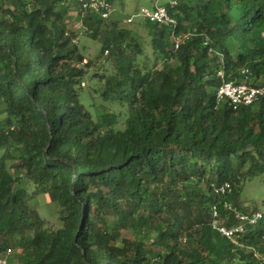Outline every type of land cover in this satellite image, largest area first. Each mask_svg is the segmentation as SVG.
Returning <instances> with one entry per match:
<instances>
[{
	"label": "trees",
	"instance_id": "16d2710c",
	"mask_svg": "<svg viewBox=\"0 0 264 264\" xmlns=\"http://www.w3.org/2000/svg\"><path fill=\"white\" fill-rule=\"evenodd\" d=\"M176 1V25L128 28L80 0H0V255L19 251L18 264H264V220L235 240L213 228L214 205L221 225L238 223L224 200L261 208L239 196L264 174V101L234 109L216 96L226 79L264 84V0ZM74 8L85 34L102 39L95 59L78 44ZM102 58L112 70H91ZM87 80L101 84L103 101L128 107L123 128L116 113L95 117L82 101ZM225 182L231 194L217 191ZM39 195L58 204L61 227L31 203ZM131 230L140 236L124 238Z\"/></svg>",
	"mask_w": 264,
	"mask_h": 264
},
{
	"label": "rangeland",
	"instance_id": "374dc122",
	"mask_svg": "<svg viewBox=\"0 0 264 264\" xmlns=\"http://www.w3.org/2000/svg\"><path fill=\"white\" fill-rule=\"evenodd\" d=\"M156 0H115L114 8L115 11L113 13L114 18H118L122 20V25L128 28H136L139 25L141 20L140 17L135 18L134 22L127 23L124 19H127L132 14H136L139 12L141 7H153V4ZM168 0H160V2H167ZM69 21L71 26L75 28L78 32V44L82 48L86 58L89 60L95 59L99 54L102 39L101 38H92L89 35H86L84 32V27L81 22V15L79 13V8H74L69 13ZM102 64V72L103 71H111L112 66L111 63L106 61L105 58H102L96 67H93L91 70L97 69L99 65ZM101 84L97 82V80H87L85 82V88L82 92V101L86 104V106L91 109V112L96 117L98 114H103L106 110L110 112H114L118 117V128L124 127V121L127 117L128 107L126 105H120L113 102H105L96 94V88H99ZM96 95L95 100L92 95ZM96 102V105H93V102ZM5 105L2 103L0 98V122L5 118ZM30 191L34 192V186H30ZM241 204L247 206L248 209L254 208L255 206H263L264 205V174L257 175L254 177H249L246 179L243 190L239 196ZM46 196L39 195L35 199L31 201L34 206L38 207V210L42 216V218L48 220V226L51 228H59L62 226V222L59 220L58 214V204L55 202L46 203ZM264 227V223L261 224ZM258 227V224L256 225ZM140 235L136 231H124L123 237L136 239ZM153 238V233L146 240L147 242H151ZM19 251L13 250L11 255V264H18V260L16 255Z\"/></svg>",
	"mask_w": 264,
	"mask_h": 264
},
{
	"label": "built area",
	"instance_id": "2783aa9c",
	"mask_svg": "<svg viewBox=\"0 0 264 264\" xmlns=\"http://www.w3.org/2000/svg\"><path fill=\"white\" fill-rule=\"evenodd\" d=\"M84 7L93 10L95 13L101 15V17L108 19L110 18L114 11V5L109 0H80ZM177 5L176 0H170L169 5L161 3L160 0H156L153 7H141L138 13L132 14L125 22L131 23L135 18L140 17L143 20H149L150 22L158 23L163 26H174L177 24L176 17L170 12L169 6L174 7ZM176 47L179 46L181 37L176 38ZM224 75L223 71L219 73ZM242 74L248 75V69H243ZM217 103H227L234 109L240 107H246L264 101V84L254 85L248 83L247 81L237 82L236 80H223V83L217 90ZM217 191L222 194H231L233 192V186L230 182H225L217 188ZM223 207L229 209L233 212L238 223L229 228L226 225H221L219 216V207L217 205L213 206V228L218 230L223 235L228 238L235 240L237 234L243 233L247 229L249 224H259L260 221L264 220V205L258 210H253L250 212H243L239 208L233 205L230 200L223 201ZM13 250L7 249L2 255H0V264H11L10 258ZM258 254V253H257ZM258 256L262 259L264 263V255Z\"/></svg>",
	"mask_w": 264,
	"mask_h": 264
},
{
	"label": "clouds",
	"instance_id": "9594fccd",
	"mask_svg": "<svg viewBox=\"0 0 264 264\" xmlns=\"http://www.w3.org/2000/svg\"><path fill=\"white\" fill-rule=\"evenodd\" d=\"M170 0H168V2H169ZM162 3H164V4H166V5H169L167 2H162ZM154 5V4H153ZM150 8V7H149Z\"/></svg>",
	"mask_w": 264,
	"mask_h": 264
},
{
	"label": "crops",
	"instance_id": "0c3cea01",
	"mask_svg": "<svg viewBox=\"0 0 264 264\" xmlns=\"http://www.w3.org/2000/svg\"><path fill=\"white\" fill-rule=\"evenodd\" d=\"M73 10V9H72Z\"/></svg>",
	"mask_w": 264,
	"mask_h": 264
}]
</instances>
